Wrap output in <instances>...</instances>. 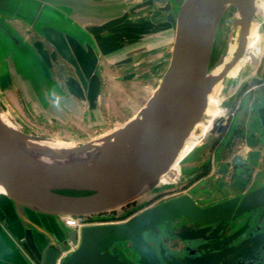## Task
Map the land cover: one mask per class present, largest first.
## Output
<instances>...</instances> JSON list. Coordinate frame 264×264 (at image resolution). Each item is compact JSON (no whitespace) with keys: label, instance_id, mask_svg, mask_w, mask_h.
Wrapping results in <instances>:
<instances>
[{"label":"water","instance_id":"95a60500","mask_svg":"<svg viewBox=\"0 0 264 264\" xmlns=\"http://www.w3.org/2000/svg\"><path fill=\"white\" fill-rule=\"evenodd\" d=\"M233 6L228 41L213 66H225L210 74L215 39L227 8ZM172 2L163 7L168 11ZM257 0H181L177 14L171 60L161 83L140 113L122 128L95 141L68 147H49L35 141L44 137L7 124L0 110V187L12 202L25 229L24 240L41 264H132L116 242L131 241L139 248L143 233L178 215L206 224L220 212L235 208L237 200L201 208L189 196H181L145 210L116 224L85 226L77 230L50 231L29 211L57 218L94 215L121 207L154 188L177 160L186 142L205 116L209 95L223 83L243 57L248 32L257 16ZM1 13H14L0 0ZM0 25L18 43L0 18ZM238 33V44L229 62V46ZM211 68V69H213ZM264 122V107L260 109ZM255 144V142H254ZM262 194L264 187L248 194L246 203ZM77 248L63 256L72 248Z\"/></svg>","mask_w":264,"mask_h":264},{"label":"rangeland","instance_id":"374dc122","mask_svg":"<svg viewBox=\"0 0 264 264\" xmlns=\"http://www.w3.org/2000/svg\"><path fill=\"white\" fill-rule=\"evenodd\" d=\"M167 1L172 2V8L167 13L160 12L152 15L153 18H156L155 20L162 19L161 25L155 27L154 31L150 29L148 34L141 31L140 36L137 37L136 43L138 42L139 46L143 45V47L131 53L130 61L125 65L108 66V75L103 77L102 94L98 100L84 97L73 98L70 94L67 95L62 88L64 85L60 82L61 80L54 76L56 66L54 68L49 67L40 56L36 58L29 52L25 57L21 54H14L9 65H7L8 62L0 63V110L2 117L10 126L27 129L33 134L57 143L56 145L39 143L49 147H68L88 141L97 143V140L122 128L140 113L148 100L155 94L169 66L181 0H162L165 3ZM35 4L36 12L34 14L33 11L27 14L23 9L20 10L27 19H31L30 21L35 19L38 12L37 9L40 4ZM258 6L257 16L251 26L254 34L250 36L248 33L245 54L228 72L223 83L219 82L211 92L221 99L219 106L224 111L220 115L226 111L228 103L234 97H230L229 94L231 90H234L235 82H239L243 77L249 78L251 75L260 74L261 71H264V4L260 3ZM158 14L164 15L158 18ZM235 16H237L236 9L229 6L218 27L214 45V61H218L222 56ZM4 18H1L2 22ZM44 20V16L42 17L40 14L35 22L36 28H39ZM56 22L58 21L56 20ZM7 36L0 31L1 54L3 53L1 49L5 46L3 42H8V48L14 47L11 45L13 40ZM237 44L238 37L236 36L230 44L231 52L226 62L231 60ZM28 48L36 52L32 47ZM217 67H211L213 69L210 68V72L216 70ZM115 76H121L122 79L117 81ZM248 80L250 84L258 82L256 75ZM238 85L239 83H237ZM220 115L215 119H218ZM247 115H242L239 119L231 118L229 122L232 125L236 122L248 121L253 123V117L250 118V115V120H246ZM207 119L209 116L205 114L202 122L205 123ZM214 122H212L209 130L214 126ZM202 130L201 124L196 128L192 138L188 139V141L196 142V145L180 161L179 168L181 167L182 170L190 171L198 168L202 163L208 162L211 163L210 173L218 171L217 166L220 159L219 151L216 149L218 145L213 144L217 136L213 133L214 131H208L202 135L204 132ZM221 147H224L223 143ZM238 149L236 145H233L231 152L227 154L229 156L225 158L229 159L232 152ZM248 149L245 147L243 153H246ZM224 177L221 176L220 178ZM172 182L164 183L161 181L137 199L116 209L103 212L104 215L98 214L102 217H98L96 221L108 222L127 219L151 203L156 204L172 197L180 191V187H175L174 182ZM29 212L34 214V211L30 210ZM63 218V216H59V221L63 223L67 231H70L71 228L64 224ZM119 244L122 247H128L129 241H122ZM76 246L68 250L67 253L71 252L73 248H77ZM128 253L133 256L132 252Z\"/></svg>","mask_w":264,"mask_h":264},{"label":"flooded vegetation","instance_id":"af4514ba","mask_svg":"<svg viewBox=\"0 0 264 264\" xmlns=\"http://www.w3.org/2000/svg\"><path fill=\"white\" fill-rule=\"evenodd\" d=\"M20 10L22 7L19 5L17 15L27 19ZM27 20L30 22L31 19ZM238 33L239 28L236 36ZM214 53L215 50L212 67L217 62L214 61ZM255 75L258 82L250 84L248 79ZM255 75L235 82L234 90L229 94L230 97L234 96L233 99L209 130L217 136L213 144L218 145V171L210 173L211 163L208 162L190 171L180 167L179 176L173 180L180 191L172 197L156 204L151 203L127 219L97 222L96 219L102 217L98 214L104 213L90 215L86 226L125 222L145 210L181 196H189L201 208L235 199V208L220 212L217 219L206 224L185 214L178 215L144 232L143 239L138 241L139 248L131 241L128 247L116 242L109 250L123 263L125 259L117 254V249L132 264H264V198L262 194H257L253 201L246 203L243 208L241 206L248 194L264 187V122L260 112L264 107V71ZM242 115L248 116L244 117L246 120L250 115L255 123L247 121L232 125L229 122L231 118L239 119ZM222 143L224 147H221ZM233 145L239 149L226 159ZM245 147L249 149L243 153ZM128 252H132L133 256Z\"/></svg>","mask_w":264,"mask_h":264},{"label":"crops","instance_id":"0c3cea01","mask_svg":"<svg viewBox=\"0 0 264 264\" xmlns=\"http://www.w3.org/2000/svg\"><path fill=\"white\" fill-rule=\"evenodd\" d=\"M7 3L15 12H0V18L5 17L6 29L19 41L16 43L0 25V31L11 37L14 46L8 48V42H3L0 63L9 65L14 54L25 57L29 52L36 58L40 56L49 67L56 66L54 76L61 80L67 95L96 100L102 94L108 66L128 63L131 53L143 47L136 43L140 32L148 34L150 29L154 31L161 25L162 19L155 20L152 15L168 12L163 9L166 3L162 0H7ZM35 3L40 4L37 14L45 18L38 30L37 15L30 22L17 15L19 5L28 14L36 11ZM32 215L50 231L60 227L57 218L35 212ZM24 234L12 202L0 192V264H41L29 249Z\"/></svg>","mask_w":264,"mask_h":264},{"label":"bare ground","instance_id":"6f19581e","mask_svg":"<svg viewBox=\"0 0 264 264\" xmlns=\"http://www.w3.org/2000/svg\"><path fill=\"white\" fill-rule=\"evenodd\" d=\"M260 3L261 4H264V0H257V5H259ZM258 8H259V6H258ZM250 32H251V29L249 30L248 33L250 34ZM230 52H231V46H229V50H228V53H227L225 62L227 61V58H228ZM224 66L225 65L222 64V65L218 66L216 70L211 71V72H210V69H209V73L210 74H218L219 72H221V70L223 69ZM220 103H221V99L220 98H217L214 95V93H211L209 95L208 107H207V109L205 111V114L207 116H209V119H207V121L205 123L201 121L197 125V126H199V125L202 124V129H203L202 131H204L202 133V135H204L205 133H207L209 131V129L211 128L212 122H214V119L224 111L223 109L220 108V106H219ZM4 121H5V119H4ZM193 135H194V133H192V135L190 136V138H192ZM35 142L37 144H39V143L50 144V145H56L57 144V143H55V141L53 142V141L48 140V139H45V140H42V141H35ZM97 144H101V142H97ZM195 145H196V142H191V141H187L186 142L185 146L181 150V152H180L177 160L171 166L170 170L167 173H165V174H163L161 176V179L160 180L162 182H164V183H171L173 180H175L179 176V172H180V168H179L180 165H179V163H180V161L194 148ZM57 147H59V146H57ZM1 191H2V189L0 187V192Z\"/></svg>","mask_w":264,"mask_h":264},{"label":"built area","instance_id":"2783aa9c","mask_svg":"<svg viewBox=\"0 0 264 264\" xmlns=\"http://www.w3.org/2000/svg\"><path fill=\"white\" fill-rule=\"evenodd\" d=\"M90 215H81V216H75V215H64V224L71 228V230H77L78 232V240L80 241V234L82 232V229L87 225L86 224V218ZM72 247L76 246V244H71ZM77 247V246H76ZM74 249V248H73Z\"/></svg>","mask_w":264,"mask_h":264}]
</instances>
